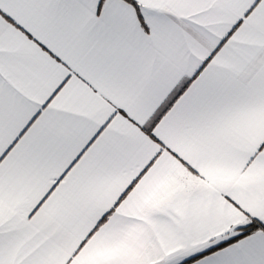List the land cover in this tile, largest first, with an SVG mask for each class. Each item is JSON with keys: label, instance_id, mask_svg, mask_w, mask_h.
<instances>
[{"label": "snow or ice", "instance_id": "snow-or-ice-1", "mask_svg": "<svg viewBox=\"0 0 264 264\" xmlns=\"http://www.w3.org/2000/svg\"><path fill=\"white\" fill-rule=\"evenodd\" d=\"M0 264H264V0H0Z\"/></svg>", "mask_w": 264, "mask_h": 264}]
</instances>
